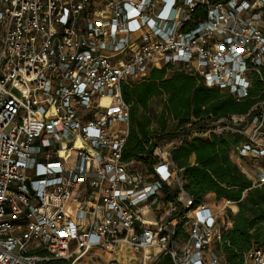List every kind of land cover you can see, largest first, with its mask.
Returning <instances> with one entry per match:
<instances>
[{
    "label": "built area",
    "instance_id": "obj_1",
    "mask_svg": "<svg viewBox=\"0 0 264 264\" xmlns=\"http://www.w3.org/2000/svg\"><path fill=\"white\" fill-rule=\"evenodd\" d=\"M168 63L238 100L256 80L264 95V0H0V264H76L96 249L233 264L222 248L232 219L195 204L172 150L240 133L232 157L263 185L264 98L194 118L167 146L156 140L151 162L125 160L123 87ZM236 264H264V246Z\"/></svg>",
    "mask_w": 264,
    "mask_h": 264
},
{
    "label": "trees",
    "instance_id": "obj_2",
    "mask_svg": "<svg viewBox=\"0 0 264 264\" xmlns=\"http://www.w3.org/2000/svg\"><path fill=\"white\" fill-rule=\"evenodd\" d=\"M123 95L131 103L130 135L123 157L146 162H151L156 140L173 135L167 134L170 122H175L174 129L179 130L194 118L246 113L264 98L259 80L249 97L238 100L217 87L207 86L195 70L183 63L152 68L143 80L124 85ZM156 98L159 109L154 105ZM243 139L240 133L213 134L207 139L185 140L172 150V159L183 168L184 186L195 204L204 201L209 193H215L219 200L237 201L238 210L227 212L233 224L224 230L226 242L222 247L226 259L233 264L239 263L251 248L264 246V184L254 186L232 157L233 145ZM167 261L159 264H171ZM45 264L68 262L50 260Z\"/></svg>",
    "mask_w": 264,
    "mask_h": 264
},
{
    "label": "rangeland",
    "instance_id": "obj_3",
    "mask_svg": "<svg viewBox=\"0 0 264 264\" xmlns=\"http://www.w3.org/2000/svg\"><path fill=\"white\" fill-rule=\"evenodd\" d=\"M159 98L154 99V105H156L157 109H159V104H158ZM170 129L167 134H175L179 130H175L176 123L175 122H170ZM193 124H187L184 128L187 126H191ZM182 129H180L181 131ZM172 136H167L166 138H163L162 142L164 145H168L171 143ZM206 202L210 203L212 206L217 207L222 214H226V212H229V210H232L231 207L227 206L224 208V199H217L215 194H207L205 200ZM155 226V225H153ZM121 253V252H120ZM169 260L167 262L172 264L171 258L169 256H164L161 260V263ZM171 261V262H170ZM151 260L147 262V264H150ZM160 263V262H159ZM158 263V264H159ZM76 264H145L143 260V255L141 252H133L131 251L129 255H124L120 256L118 258H109L105 251L103 249H96L92 250L89 254L86 256L82 257Z\"/></svg>",
    "mask_w": 264,
    "mask_h": 264
},
{
    "label": "bare ground",
    "instance_id": "obj_4",
    "mask_svg": "<svg viewBox=\"0 0 264 264\" xmlns=\"http://www.w3.org/2000/svg\"><path fill=\"white\" fill-rule=\"evenodd\" d=\"M229 202H224L225 205H228ZM233 205L234 208H236L235 204L234 203H231ZM120 247H121V251L122 252H126L128 247L125 243H122L120 244Z\"/></svg>",
    "mask_w": 264,
    "mask_h": 264
},
{
    "label": "water",
    "instance_id": "obj_5",
    "mask_svg": "<svg viewBox=\"0 0 264 264\" xmlns=\"http://www.w3.org/2000/svg\"><path fill=\"white\" fill-rule=\"evenodd\" d=\"M260 113V110H254L253 111V114H259ZM190 132V129L189 128H185L184 130H183V133H185V134H187V133H189ZM154 264V263H153Z\"/></svg>",
    "mask_w": 264,
    "mask_h": 264
},
{
    "label": "crops",
    "instance_id": "obj_6",
    "mask_svg": "<svg viewBox=\"0 0 264 264\" xmlns=\"http://www.w3.org/2000/svg\"><path fill=\"white\" fill-rule=\"evenodd\" d=\"M195 158V156L193 155L192 157H191V159L193 160ZM210 194H215V193H210ZM167 256V254H164V255H162L160 258H159V260H158V263L161 261V259L164 257V256ZM170 257V256H169Z\"/></svg>",
    "mask_w": 264,
    "mask_h": 264
}]
</instances>
